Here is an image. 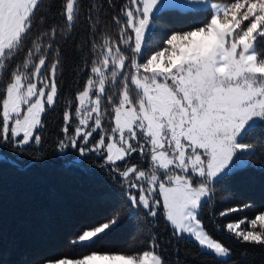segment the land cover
<instances>
[{
  "label": "snow or ice",
  "instance_id": "6c2138e0",
  "mask_svg": "<svg viewBox=\"0 0 264 264\" xmlns=\"http://www.w3.org/2000/svg\"><path fill=\"white\" fill-rule=\"evenodd\" d=\"M105 3L114 8L113 0H0V149H31L40 161L47 113L59 104L57 150L96 157L114 182L106 198L118 203L70 245L96 247L125 217L151 230L140 252L91 251L42 264H170L156 232L160 216L169 245L191 240L215 264H236L208 231L205 212L217 231L264 248V211L238 220L225 218L250 203L215 211L217 185L250 168L264 171L254 163L264 143L248 139L264 127V0H125L112 16L115 36L102 23ZM202 12L199 25L167 32L168 14ZM82 18L89 39L76 44L83 64L74 74L87 79L74 100H63L62 44Z\"/></svg>",
  "mask_w": 264,
  "mask_h": 264
},
{
  "label": "trees",
  "instance_id": "16d2710c",
  "mask_svg": "<svg viewBox=\"0 0 264 264\" xmlns=\"http://www.w3.org/2000/svg\"><path fill=\"white\" fill-rule=\"evenodd\" d=\"M56 2L58 6L59 0ZM124 3L125 0H113L114 8L104 4L105 17L102 23L109 26V32L113 36L116 29L112 24V16ZM52 18L59 22L58 16ZM204 18L202 12L195 18H176V14L171 13L163 19L167 32H171L197 26ZM41 30L43 29H38ZM74 33L66 44H62L63 64L59 84L64 93L63 100H74L76 92L82 90L87 79L83 74L79 77L74 74L77 65L83 64L76 44H84L89 39L83 18ZM165 34L157 33L160 37ZM62 113L63 108L59 104L55 110L47 113L43 142L39 146V154L42 156L40 161L33 162L32 157L37 153L31 149L23 154L14 152L11 148L0 149V264H42L45 260L60 257L77 258L91 251L133 253L147 248L151 236L149 226L126 217L115 230L98 241L96 247L81 248L70 245V240L82 229L108 219L118 203L106 198L111 196L114 182L100 170L96 157H80L73 149H67L64 153L57 150ZM248 139L258 144L264 143V127L256 128ZM258 155L259 158L254 163L264 164V154ZM77 160L81 163L74 164L73 161ZM130 163L138 161L132 160ZM215 199L217 213L235 205H252L251 208L239 214L234 213L225 220L253 218L260 211H264V171L250 168L238 172L217 185ZM203 218L208 231L233 250L236 264H264V248L238 243L226 233L217 231L207 212ZM157 220L156 232L163 238V254L170 264H175L177 260V248L181 264H215V260L203 256L191 240L178 243L173 241L169 245L170 230L162 216ZM225 220L219 222L224 223Z\"/></svg>",
  "mask_w": 264,
  "mask_h": 264
}]
</instances>
